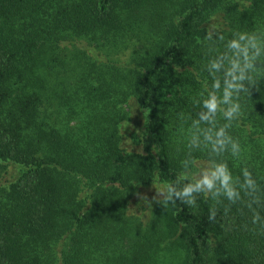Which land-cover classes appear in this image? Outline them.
I'll list each match as a JSON object with an SVG mask.
<instances>
[{"label": "trees", "instance_id": "trees-1", "mask_svg": "<svg viewBox=\"0 0 264 264\" xmlns=\"http://www.w3.org/2000/svg\"><path fill=\"white\" fill-rule=\"evenodd\" d=\"M218 164L235 203L177 197ZM261 226L264 0H0V264H264Z\"/></svg>", "mask_w": 264, "mask_h": 264}, {"label": "clouds", "instance_id": "clouds-1", "mask_svg": "<svg viewBox=\"0 0 264 264\" xmlns=\"http://www.w3.org/2000/svg\"><path fill=\"white\" fill-rule=\"evenodd\" d=\"M230 47L233 49L238 50V52L246 53V48L242 47L239 41H232ZM226 93V97H227ZM203 107L206 110V114L201 116L202 120H207L209 115H215L217 112V100L215 96L211 97L210 99L204 102ZM240 106L237 104L231 108H229L225 113L224 116L226 119H232L233 114L239 112ZM206 139L212 140L211 136L206 137ZM214 151L220 152L225 149L227 144H231L232 155L236 156L240 153V146L238 142H232L231 137L226 135L225 129L220 128L215 133V139L212 141ZM243 175L245 177V185L249 188H254V181L251 179V173L245 169L243 171ZM232 177L228 171V167L226 164H218L214 167V170L206 173L202 179L198 181L195 185H188L183 189L182 192L176 193L177 197L183 199L186 203L191 205V201L188 199L194 191H203V190H212L213 188H217V191H223V195L232 203H235L236 200L239 198V193L232 187ZM217 185L219 187H217ZM249 208L251 205L248 206ZM215 216V213H213ZM213 219V217H210ZM260 220V216L258 213H253L252 223L255 225ZM264 228V226H261Z\"/></svg>", "mask_w": 264, "mask_h": 264}, {"label": "rangeland", "instance_id": "rangeland-1", "mask_svg": "<svg viewBox=\"0 0 264 264\" xmlns=\"http://www.w3.org/2000/svg\"><path fill=\"white\" fill-rule=\"evenodd\" d=\"M131 114L133 116V121L136 120L137 118L135 117L134 111H132ZM161 194H162V188L158 187L156 184L147 185L145 187H142V189L139 188L136 192L132 194V196L129 198L126 204V207L128 208V212H130V210L132 211L135 210V214L141 216L144 215L147 209V200L149 198L150 199L158 198L161 196Z\"/></svg>", "mask_w": 264, "mask_h": 264}]
</instances>
